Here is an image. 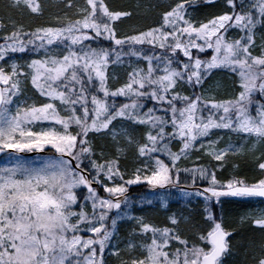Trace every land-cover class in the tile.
Wrapping results in <instances>:
<instances>
[{"label": "snow or ice", "instance_id": "obj_1", "mask_svg": "<svg viewBox=\"0 0 264 264\" xmlns=\"http://www.w3.org/2000/svg\"><path fill=\"white\" fill-rule=\"evenodd\" d=\"M59 3L72 15L0 20V264H227L226 198L258 205L239 220L260 233L253 264H264V0H224L206 20L191 15L196 0ZM9 7L45 15L41 0ZM154 8L153 24L119 30ZM218 76L231 89L219 98L205 86ZM249 155L251 179L218 176L229 156ZM132 186L162 208L173 189L200 198L207 227L182 235L187 217L133 215L153 201L132 199Z\"/></svg>", "mask_w": 264, "mask_h": 264}, {"label": "trees", "instance_id": "obj_2", "mask_svg": "<svg viewBox=\"0 0 264 264\" xmlns=\"http://www.w3.org/2000/svg\"><path fill=\"white\" fill-rule=\"evenodd\" d=\"M222 1V2H221ZM75 3L80 4V2H84V0H74ZM113 8H133L134 5L139 2L144 5L151 4H160L166 5L171 3L172 0H107ZM11 0H0V20L4 21L6 24L9 23L10 20L15 21L17 24H24L27 28L32 25L40 24L47 22L52 15L57 13H63L67 11L69 15H72L74 9L69 10L63 7V4L59 3V0H41V3L45 6V15L43 17H32L27 13L21 14L15 8L9 7ZM197 7L193 9L192 12L197 13L200 12L203 16H213L214 14H219L224 9V0H216L215 5H205L204 0H196ZM161 8H154L148 11H140L137 14H134L131 20L124 21L123 24L119 26V30L121 32L128 31L131 26H135L138 28H144L150 24H153L157 19ZM10 31L9 27L6 29ZM2 34V33H0ZM118 70V69H117ZM118 72L121 73V80L123 79V73L119 69ZM223 82V81H222ZM229 83L224 85L223 89H227L230 86ZM222 89V90H223ZM224 93V91H223ZM225 92L222 95H226ZM99 145L103 144L104 141L100 140L97 142ZM203 162V161H201ZM126 165L131 168L134 161L131 153L129 154L128 160L125 162ZM233 165H237L235 169ZM233 174H238L242 177H247L251 179L255 174V161L253 157L249 156H229L225 169L222 172H218V176L221 179H226ZM130 197L134 200L139 201V199L143 196L146 199H151V197H155L148 189L143 186H132L130 188ZM159 198L151 199L153 201L152 205H148L144 203L141 207V204H136V210H143L144 208H153L149 212H145L143 215L146 220L158 224L159 226H165L167 223L166 213L171 208H175L181 206L183 210H186L191 207L192 214L190 217V228L185 230L184 232L180 230L182 235H190L193 231V223L199 221L200 224L206 228L207 225H204L203 219L200 216V213L203 210L204 204L203 202H199L192 198H175V196H166L168 200V208H162L164 211L162 212L158 203ZM258 206L256 202H245L242 200H237L233 198H226V202L216 209L217 215H222L225 226L233 231V250H232V261L231 264H253V256L258 254V247L260 241V233L258 231H253L247 225L240 224V216L245 212L249 211L251 207ZM231 241V242H232ZM255 245V247H254ZM234 256V258H233ZM229 257L227 258V260Z\"/></svg>", "mask_w": 264, "mask_h": 264}, {"label": "rangeland", "instance_id": "obj_3", "mask_svg": "<svg viewBox=\"0 0 264 264\" xmlns=\"http://www.w3.org/2000/svg\"><path fill=\"white\" fill-rule=\"evenodd\" d=\"M222 2V1H221ZM83 4V2H80V5H82ZM191 11V15L193 16V18H195L196 20H206V19H208V18H211L210 16H203V17H201L202 16V14L200 13V12H197V13H194V12H192L193 11V9L192 10H190ZM136 26V25H135ZM258 42H259V40H258ZM119 70V69H118ZM117 70V71H118ZM122 71V70H121ZM223 81V82H222ZM229 80L227 79V78H225V77H223V76H218V77H216V79H214V80H210L209 82H207L206 83V87H211L212 88V90L213 91H216V85L218 84L219 85V89H218V91H216V94H217V96H218V98L219 97H221V96H224V95H222V94H224L225 92H230V86L227 88V89H223V87H224V85H226V83H229L228 82ZM224 84V85H223ZM223 89V90H222ZM223 91H224V93H223ZM257 154H259V153H257ZM250 157H252L251 155H250ZM172 191V193H173V195L175 196V198H182V199H186V198H188V197H184L180 192H178L177 190H175V189H173V190H171ZM152 194H154V193H152ZM154 196L155 197H151V199H154V198H159L158 197V194L156 193V194H154ZM192 199H194V200H197V201H199V202H202V200L200 199V198H192ZM151 209H153V208H144L143 210H139V211H137L136 210V208H135V210L133 211V215H138V216H144L143 214L145 213V212H149V211H151ZM158 209H161L162 210V212L164 211L163 209H162V207L161 208H158ZM172 214H175V215H177L178 217H187V218H189L187 221H184V220H182V222H181V224H180V230H182L183 232L185 231V230H187V229H189L190 228V224L188 223V222H190V217H191V214H192V210H191V207L190 208H188V209H186V210H183L182 208H181V206H178V207H175V208H171L169 211H167V213H166V216L168 217L169 215H172ZM130 227H131V225L129 224V223H127V222H125V223H122L121 225H120V233H119V236L121 237V238H123V236L129 231V229H130ZM232 243V250H233V245H234V243H233V241L231 242ZM233 258H234V256H233ZM230 262H233L232 261V255L231 256H229V259L227 260V264H231ZM109 264H116V258L115 257H111L110 259H109Z\"/></svg>", "mask_w": 264, "mask_h": 264}]
</instances>
